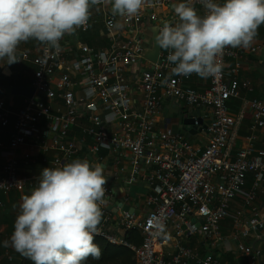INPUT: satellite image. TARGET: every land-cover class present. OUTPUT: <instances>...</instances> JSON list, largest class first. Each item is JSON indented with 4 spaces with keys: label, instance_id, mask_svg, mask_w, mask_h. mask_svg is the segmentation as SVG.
I'll use <instances>...</instances> for the list:
<instances>
[{
    "label": "built area",
    "instance_id": "2783aa9c",
    "mask_svg": "<svg viewBox=\"0 0 264 264\" xmlns=\"http://www.w3.org/2000/svg\"><path fill=\"white\" fill-rule=\"evenodd\" d=\"M169 1L152 0L153 6L145 7L138 15L122 17L128 31L136 33L132 38H125L119 28L109 27L108 21L116 24L119 16L107 14L104 30L109 46L105 50L95 51L83 45L78 56L71 60L73 50L62 39L59 53L43 45L37 57H19V63L30 62L36 68L32 81L35 95L32 99L25 98L23 108L15 116L6 160L0 172V192L23 193L38 187L40 175H21L19 162L14 157L15 151L26 146L29 138L34 140L31 148L42 144L45 153L55 152L54 156L43 159V163L48 168H58L80 154L85 137H90L94 143L90 148L91 155H97L102 149L129 152L131 180L137 181L144 175L148 191L145 199L148 212L143 219L134 210L120 213L119 227L125 233L141 232L140 247L129 245L124 236L106 231L110 218L104 209L105 218L96 237H103L113 245L129 247L135 252L137 264H222L212 254L202 256L198 248L191 246L190 240L200 237L214 247L223 241L222 222L232 219L231 238L237 242V251L246 258L247 264H264V251L255 252L243 241L250 230L264 232V214L253 205L264 181V141L263 148L257 151L255 138L257 134L264 137V100L247 102L252 116L251 134L235 153L233 146L243 115H235L229 108L240 88L251 91L250 85L238 81L237 77L248 51L264 53V42L257 44L255 38L248 48H226L217 57L220 71L206 77L208 85L201 91L186 84L192 77H199L196 74L185 77L171 73L174 65L167 61L170 50H164L158 62L141 75L143 111L133 110L128 73L144 60L139 27L146 18L155 23L158 11ZM184 3L201 17L205 15L202 0H184ZM89 20L78 28L81 32L89 31ZM228 60L234 61L232 67L227 65ZM77 72L82 75L79 85L83 87L79 97L73 91V73ZM165 99L176 104L185 102L197 109H212L210 124L204 125L198 117L194 124L198 130L210 135L209 145L201 150L170 128L159 134L154 132L153 118L159 115ZM56 101L63 103V111L55 107ZM101 106L108 111L111 121L116 122L114 131L104 127L98 115ZM10 117L4 91L0 88V125L8 127ZM83 118L87 119V124L81 128L82 142L71 140L70 132ZM0 148L5 147L0 144ZM24 161L25 164L32 162L29 153L24 156ZM248 177L253 183L246 190ZM111 194L105 185L104 199L108 200ZM239 197L245 206L252 208L247 223H244L242 211L231 214V204ZM3 207L0 202V209ZM166 243L173 245L174 251L170 254L163 250ZM7 259L13 261L11 255H7Z\"/></svg>",
    "mask_w": 264,
    "mask_h": 264
},
{
    "label": "clouds",
    "instance_id": "9594fccd",
    "mask_svg": "<svg viewBox=\"0 0 264 264\" xmlns=\"http://www.w3.org/2000/svg\"><path fill=\"white\" fill-rule=\"evenodd\" d=\"M201 17L187 3L173 5L179 18L174 26L165 22L156 40L170 50L171 73L206 78L220 71L217 57L226 48L250 47L264 25V0H202ZM111 5L113 17H134L152 0H0V61L12 65L22 43L35 40L59 53L60 41L86 25L90 10ZM108 26L119 28L108 21ZM104 168L87 160H75L58 168H44L38 187L24 195L15 219L14 232L4 246L32 264H85L99 260L94 243L106 204Z\"/></svg>",
    "mask_w": 264,
    "mask_h": 264
},
{
    "label": "crops",
    "instance_id": "0c3cea01",
    "mask_svg": "<svg viewBox=\"0 0 264 264\" xmlns=\"http://www.w3.org/2000/svg\"><path fill=\"white\" fill-rule=\"evenodd\" d=\"M217 1L220 4H223L221 0ZM179 3H184V0H170L165 7L158 11L157 21L155 23L146 18L139 27V34H142L143 39L144 60L138 68H133L128 73V81L132 89L129 97L133 110L142 112L144 109V94L141 89L140 79L142 73L154 65L145 58L146 50L150 49L152 45V33L149 31V28L157 26L161 30L165 22L177 23L179 18L174 14L173 5ZM107 14H111L110 4L102 3L94 6L90 10L89 31L84 33L77 29L75 34L71 36L66 35L63 38L65 44L73 50L74 54L69 57L71 60H74L75 57L78 56L80 53L79 48L83 45L88 46L95 51H101L108 48L109 43L104 30V20ZM117 18V23L120 25L119 29L123 31L125 38H132V36L136 35V33L128 31L126 22L122 17ZM262 42H264V25H261L258 29L255 43L261 44ZM42 46L43 45L39 42L30 40L29 42L22 43L19 46L17 55L18 57L28 55L31 58H35L40 54ZM163 51L164 50L161 49V52ZM233 64V60L227 61L228 66L232 67ZM0 68L2 69V74L0 76V88L4 91L6 106L11 114L8 127H2L0 125V144L5 147L0 148L1 172L6 160L5 153L7 152L10 136L13 131L15 116L23 108L25 100V98L20 96H12L8 88L19 86L32 87V81L36 68L30 62H17L15 64L8 65L6 64V61H0ZM73 77V81L75 83L73 91L75 92V95L79 97L83 94V87L79 85L82 75L77 72V74L73 73ZM237 79L238 81H246L250 85L251 91L248 94V91L240 88L237 96L231 100L232 103H229L230 111L233 114L243 115V122L237 131V137L235 138L233 146L234 153L244 144L246 137L251 134L250 128L252 124V116L250 114L251 112L247 108V102L253 100L254 98L256 100L260 98L259 101H261V99L264 100V53L261 52L252 54L248 51L242 62L241 70ZM186 84L188 87L201 91L207 87L208 80L202 77H192ZM55 107L61 111L64 110V106L61 101H56ZM108 114V111H106L102 106L99 108L98 115L103 120L104 127L109 131H114L116 129V122L111 121ZM192 115H197V117L202 120L204 125H207L210 124V121L212 120V109H197L185 102L176 104L174 101L165 99L161 104L159 115L153 118L154 132L159 134L168 128L171 129L172 125L181 124L183 117L185 118ZM86 124L87 119H81L78 127L70 132V139L82 142L84 136L81 128ZM182 136L185 137L184 135ZM185 138H188L187 140L192 145L199 147L201 150H203L205 146L209 145L211 140L208 133L201 131L197 132L190 138ZM255 138L257 141L256 149L259 151L263 148L264 137L257 134L255 135ZM33 144L34 140L29 138L27 145L18 148L14 153V157L19 162L21 175H40L44 168H48L44 165L43 159L55 155L54 151L45 153L41 147L42 144H38L37 146L39 147L31 148ZM93 144L92 138L85 137L81 153L72 158L69 163L79 159L87 160L92 166H95L97 163L103 166L104 175L107 180L106 186L112 191L111 197L108 200L105 199L106 204L101 205V210H106L110 218V222L105 228L109 234L124 236L125 231L121 226L119 227L120 213L123 211V207L128 206L132 211L134 210L141 219H143L148 212V209L145 206V199L148 191L144 175L137 181L131 180V155L129 152L102 149L97 155H91L90 148ZM28 153L32 157V162L25 164L24 156ZM250 178L251 177L247 178L246 190H249L252 187L253 182L249 181L253 180H250ZM31 192L32 190H26L23 193L16 191L8 193L0 192V202L4 205V207L0 209V264H8L7 262L9 261L7 259V255H12L14 258V261L9 264H17L15 262V255H17L18 252H16L11 246L5 247L4 242L10 241V237L14 232L15 219L19 214L20 204L22 203L21 198L24 195H30ZM239 198L231 204V214L242 211L244 223H247L248 219L252 216V208L247 206L245 207V205H243V199L241 198L242 200H239ZM255 201L257 202L253 204L254 207L258 209L261 214H264V181L260 184V190L258 191V196ZM104 218L105 217L102 216L101 224L103 223ZM246 226L248 227L247 224ZM221 233L223 241L218 242L214 247H212L210 243L202 241L200 237L191 239L190 244L191 246L198 248L202 256L212 254L219 259L222 264H247L246 258L236 249L237 242L231 238L233 233L232 219H226L222 222ZM243 241L255 252L263 253L264 232H253L250 230L249 236ZM172 246L173 245L171 243H166L163 244L162 247L165 253L170 254L174 251Z\"/></svg>",
    "mask_w": 264,
    "mask_h": 264
},
{
    "label": "trees",
    "instance_id": "16d2710c",
    "mask_svg": "<svg viewBox=\"0 0 264 264\" xmlns=\"http://www.w3.org/2000/svg\"><path fill=\"white\" fill-rule=\"evenodd\" d=\"M221 1L222 3L226 2V0ZM124 239L129 245L133 247H140L143 241L142 234L139 230L127 231L124 235ZM94 243L97 244L101 249V258L99 260H96L92 257H89L85 264H137L135 252L129 247H125L122 245H113L109 243L105 238L96 236L94 239ZM12 262L7 263L9 264ZM15 262L17 264H32V261L25 258L19 253L15 255Z\"/></svg>",
    "mask_w": 264,
    "mask_h": 264
},
{
    "label": "water",
    "instance_id": "95a60500",
    "mask_svg": "<svg viewBox=\"0 0 264 264\" xmlns=\"http://www.w3.org/2000/svg\"><path fill=\"white\" fill-rule=\"evenodd\" d=\"M149 31L152 33V45L150 49L146 50L145 58L151 62L152 64H156L158 61L159 54L161 52V48L157 43V36L160 32L159 27H150ZM12 96H20L26 99H32L35 95V89L33 87H10L8 88ZM173 101V100H171ZM197 115H192L189 117H183V120L181 124H174L171 126V129L173 133L175 134H181L185 137H191L195 135L197 132H200L196 128L195 124V118ZM123 211H131V209L128 206L123 207Z\"/></svg>",
    "mask_w": 264,
    "mask_h": 264
},
{
    "label": "bare ground",
    "instance_id": "6f19581e",
    "mask_svg": "<svg viewBox=\"0 0 264 264\" xmlns=\"http://www.w3.org/2000/svg\"><path fill=\"white\" fill-rule=\"evenodd\" d=\"M260 28V27H259ZM258 40V39H257ZM241 70V69H240ZM240 72V71H239ZM253 89V88H252ZM254 90V89H253ZM254 92V91H253ZM245 93H246V91H245ZM248 94L250 93V91H248L247 92ZM251 94H253V93H251ZM254 95V94H253ZM247 96V95H246ZM245 98V97H244ZM250 98V97H249ZM253 98H254V96H253ZM255 99V98H254ZM253 99V100H254ZM260 98H258V100H259ZM251 100V99H250ZM262 100V99H261ZM249 101V100H248ZM230 103H232L231 101H230ZM230 105V104H229ZM245 105V104H244ZM251 114V113H250ZM211 122V121H210ZM210 136V135H209ZM188 139V138H187ZM199 144V143H198ZM196 145V144H195ZM250 180H252L251 178H250ZM249 182H252V181H249ZM260 193V192H259ZM258 196V195H257ZM238 199V198H237ZM239 200H242L241 198H239ZM255 202H257V201H255ZM254 202V203H255ZM233 203V202H232ZM243 203V202H242ZM244 205V204H243ZM246 207V206H245ZM250 209V208H249Z\"/></svg>",
    "mask_w": 264,
    "mask_h": 264
}]
</instances>
